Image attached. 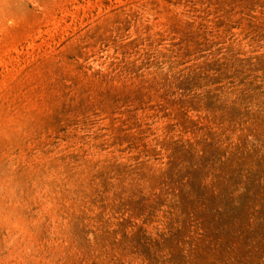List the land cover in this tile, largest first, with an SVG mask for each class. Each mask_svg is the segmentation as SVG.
Instances as JSON below:
<instances>
[{"label": "rangeland", "instance_id": "obj_1", "mask_svg": "<svg viewBox=\"0 0 264 264\" xmlns=\"http://www.w3.org/2000/svg\"><path fill=\"white\" fill-rule=\"evenodd\" d=\"M0 264H264V0H0Z\"/></svg>", "mask_w": 264, "mask_h": 264}]
</instances>
